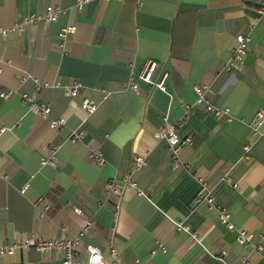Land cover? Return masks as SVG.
Segmentation results:
<instances>
[{
  "label": "crops",
  "instance_id": "1",
  "mask_svg": "<svg viewBox=\"0 0 264 264\" xmlns=\"http://www.w3.org/2000/svg\"><path fill=\"white\" fill-rule=\"evenodd\" d=\"M74 1L0 0L6 29L45 5L61 10L54 21L37 18L0 34V87L10 92L0 97V245L23 235L70 238L88 219L75 246L80 264L87 243L103 252L113 245L120 264H222L214 257L222 249L226 264H239L242 254L248 264H264V242L261 251L234 242L235 229L257 240L264 221V117L253 135L248 127L264 108V13L257 0H89L80 8ZM66 24L74 30L60 39ZM237 33L248 37L247 49L227 72ZM146 59L156 62L153 79L166 74L165 90L140 80L136 92L122 89ZM32 79L45 85L36 88ZM54 81L82 89L69 97ZM193 85L207 86V101L226 107L229 118L194 103ZM20 93L47 105L48 115L28 109ZM80 95L97 102L93 112L78 107ZM184 104L189 113L175 125ZM58 118L60 125L48 126ZM168 124L189 139L177 150V165L153 136ZM72 130L80 140H69ZM88 145L100 151L102 164L91 163ZM136 156L144 162L129 170ZM48 159L53 165L42 162ZM123 176L132 184L108 195L106 180ZM198 192L211 205L192 202ZM216 206L229 213L234 230L218 222ZM175 222L187 224L194 240ZM158 243L164 250L150 254ZM61 258L60 249L26 246L0 255V264Z\"/></svg>",
  "mask_w": 264,
  "mask_h": 264
},
{
  "label": "built area",
  "instance_id": "2",
  "mask_svg": "<svg viewBox=\"0 0 264 264\" xmlns=\"http://www.w3.org/2000/svg\"><path fill=\"white\" fill-rule=\"evenodd\" d=\"M89 0H75L73 2L74 8H80L83 3ZM258 6L257 7V12L259 14L264 13V0H257ZM59 12L61 10L58 7L52 6V5H45L44 11L41 14H29V15H23L21 18H19L11 27L8 29L6 28H1L0 27V34H5L8 31H14L15 29H19L22 23L28 22V21H35V19L40 18L43 21H54ZM74 30V25L73 24H66L62 26L57 31V37L60 39H63V37L67 33H71ZM235 39V45L230 48L229 51V57L227 63L224 65V69L229 72L234 65L237 63L241 62L243 55L246 52L247 49V40L248 37L244 34H235L234 35ZM156 68V62L151 59H146L143 61L140 69L138 72L133 75L129 76L128 79L121 85L122 89L124 90H131V92H136L137 91V81L140 80L145 82V84H150L154 87H156L160 92L165 90L164 83H163V78L165 77V73L163 72L160 75V78L155 80L153 79V73ZM33 84L36 85V88L45 85L44 83H40L39 81L32 79ZM53 86L56 87H61L63 90V93L66 94V96L69 97H76L79 95L82 86L80 83L76 81H71L70 83H65V85L59 83L58 81H54L52 83ZM192 90L194 91L195 98H194V103H200L204 105V109L207 112H211L214 114H217V112H223L227 114L228 117V109L226 107L223 108H215V106L207 101V99L204 96V92L207 90V86L205 85H193ZM101 98H104L106 96V93L104 91H101ZM7 94H10L8 90H4L0 87V97H5ZM19 98L22 100V102L27 106L28 109L34 111L37 113V115H42V116H47L49 112V108L47 105L41 102H37L35 97L30 94H19ZM81 97L79 98L78 101V107L80 109H83L86 112H93L97 106V102L91 98H88L87 96L80 95ZM190 110V105L184 104L183 105V112L176 122L175 125H181L185 117L188 115ZM252 119L248 122V127L250 129L251 135H253L257 127L264 117V108L258 109V111L254 113ZM229 118V117H228ZM165 119V116L162 117V120ZM62 122L61 118L58 119H48V126L53 128ZM80 136H82L81 132H78V130H72L70 131L69 135L67 136L70 141H75V140H80ZM153 136L157 139L164 140L168 151H169V156H170V161L172 164H178V159L176 158V153L180 145L189 142V139L187 136L179 137L177 133L174 131V127L171 124H168L167 126H162L157 128L153 132ZM250 137L248 138L247 142L245 145L242 146L243 151L245 152L250 144L249 141ZM87 157L90 159L91 163L95 165H100L103 163V157L97 148H93L91 145L87 146ZM247 155H244L243 158L246 160ZM42 162H47L51 165H53V162L51 159L48 160H42ZM144 162V158L141 156H136L135 158L133 157L130 163L129 170H136L139 166H141ZM224 179L227 180V177L224 175ZM131 185L132 182L128 179V176H123V178H120L119 180H116L114 178H110L109 180L107 179L105 182V190L108 195L113 194V195H118L119 194V189L120 186L122 187L123 185ZM25 187H22L19 189L21 192H23ZM203 201L204 204L206 205H211V198L206 194H202L198 192L194 197L193 201L194 203H199ZM47 208V205L42 206V210L39 211L40 217L44 215V210ZM73 210L75 212H79V209L77 207H74ZM217 210V219L218 222L222 225H224L227 229L229 230H234V227L232 223L229 220V213L223 208V207H218L216 206ZM91 224V220H85L82 226H80L79 230L76 232L75 235L71 236L70 238H61V239H38L35 238L31 235H23L16 241L12 242H4L2 245H0V255H3V253H11L13 250L16 248H23V247H30L33 246L38 251H41V253L48 252L50 250H57L60 249L62 251V258L60 261V264H80V262L75 258L76 251H75V246L79 242V237L81 234L84 233V230ZM175 227L178 230H183L187 232L191 238L194 240L195 235L190 231V228L188 227L187 224L184 223H179L175 222ZM256 239L257 240H252V235L250 232H246L244 229H235V236H234V242H236L239 245H242L244 247H247V249L250 250H260L262 249V245L264 242V221H263V228L261 231H258L256 233ZM159 249L161 251L164 250V247L161 244H157L155 248L152 250H149L150 254H153V252ZM84 254H85V260L84 264H120L119 262V255L117 249L111 245L107 244L105 247V251L103 252L99 248H96V246L92 244H85L83 247ZM225 253V250H221L217 254L214 255L215 258H217L222 264H226L222 257ZM132 264H141L138 262L137 259H134L132 261ZM239 264H248L247 261V256L246 254H242L239 259Z\"/></svg>",
  "mask_w": 264,
  "mask_h": 264
}]
</instances>
